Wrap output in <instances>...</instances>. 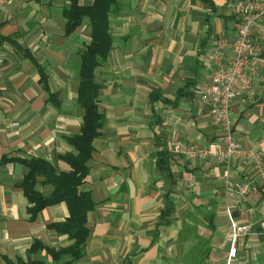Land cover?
<instances>
[{
  "label": "crops",
  "instance_id": "0c3cea01",
  "mask_svg": "<svg viewBox=\"0 0 264 264\" xmlns=\"http://www.w3.org/2000/svg\"><path fill=\"white\" fill-rule=\"evenodd\" d=\"M228 2L120 0L110 14L113 47L94 72L104 123L79 188L91 193L95 207L87 215L84 256L73 264H226L229 232L243 224L250 231L236 242V263L264 264V192L236 190L259 185L252 163L234 158L228 164L216 152L190 159L170 150L176 140L205 147L221 138L210 106L196 102L193 89L210 75L211 55L232 56L237 20ZM69 6L68 0H8L0 9L6 58L0 70V264L30 257L52 263L45 250L29 256L35 241L56 251L74 244L52 227L69 218L67 204L34 218L20 186L28 173L22 161L44 159L67 173L71 167L60 157L77 154L68 138L83 125L77 99L91 29L86 21L66 33ZM257 64L232 118L242 148L262 150L264 160V54ZM166 152L169 171L159 163ZM38 180L37 190L51 195L53 187Z\"/></svg>",
  "mask_w": 264,
  "mask_h": 264
},
{
  "label": "trees",
  "instance_id": "16d2710c",
  "mask_svg": "<svg viewBox=\"0 0 264 264\" xmlns=\"http://www.w3.org/2000/svg\"><path fill=\"white\" fill-rule=\"evenodd\" d=\"M68 1L70 6L64 11L66 33H73L86 21L89 22L91 29V42L82 54L77 99L78 104L85 110L83 125L79 135L68 138L77 154H65L60 157L71 167L67 173H58L54 166L44 159L22 161L27 166L28 173L20 186L29 202L34 205L30 209L34 218L46 207L62 202L67 204L69 218L64 223L54 224L52 227L58 233L68 235L74 244L56 251L44 246L41 241H35L29 250V256L45 250L52 263L46 260H32L30 257L27 262L8 261L7 264H73L84 256L86 243L91 234L87 227V215L94 209L95 203L90 192H80L79 188L89 175L88 162L93 153V141L99 136L104 123V115L98 108L99 86L94 80V72L113 47L110 14L118 7L120 0H94L91 6L80 5L79 0ZM169 157V152H166L159 160L160 166L166 171H169L165 165ZM7 161L8 159L4 158L2 163ZM39 177L43 178L42 184L53 187L51 195L44 196L37 190ZM164 215L169 216L170 213L166 211ZM66 256L70 257V260H64Z\"/></svg>",
  "mask_w": 264,
  "mask_h": 264
},
{
  "label": "built area",
  "instance_id": "2783aa9c",
  "mask_svg": "<svg viewBox=\"0 0 264 264\" xmlns=\"http://www.w3.org/2000/svg\"><path fill=\"white\" fill-rule=\"evenodd\" d=\"M8 0H0V9ZM228 9L235 16L236 32L231 44L232 56L225 58L223 53L209 57L213 63L211 73L206 80L198 83L193 89L195 101L210 106L211 120L214 126L222 131L219 141H212L205 147H196L181 140L172 142L170 150L175 155L186 158H209L215 152L229 164L234 158L249 160L258 177L259 185L242 184L236 189L239 194L247 196L259 190L264 192L263 151H246L236 138L232 118V107L236 98L245 94L250 79L258 70L257 60L264 54V0H229ZM257 30V31H256ZM5 55L0 50V70L5 64ZM229 167L224 171V178L229 188ZM247 224L234 226L229 237L233 241L226 264H237L239 250L236 242L248 235Z\"/></svg>",
  "mask_w": 264,
  "mask_h": 264
}]
</instances>
